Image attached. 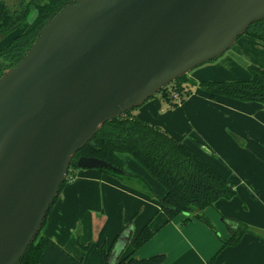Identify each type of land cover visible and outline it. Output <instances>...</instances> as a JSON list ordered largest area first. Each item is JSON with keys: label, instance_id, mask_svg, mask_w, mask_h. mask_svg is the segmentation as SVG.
Segmentation results:
<instances>
[{"label": "water", "instance_id": "obj_1", "mask_svg": "<svg viewBox=\"0 0 264 264\" xmlns=\"http://www.w3.org/2000/svg\"><path fill=\"white\" fill-rule=\"evenodd\" d=\"M261 20L264 0H71L50 16L0 76V264L25 256L104 124L224 54L247 67L232 47Z\"/></svg>", "mask_w": 264, "mask_h": 264}, {"label": "crops", "instance_id": "obj_2", "mask_svg": "<svg viewBox=\"0 0 264 264\" xmlns=\"http://www.w3.org/2000/svg\"><path fill=\"white\" fill-rule=\"evenodd\" d=\"M242 39V44L238 45L242 52L247 53L249 47L264 51V43L246 35ZM199 76L210 79L209 75L204 73ZM241 78L248 77L243 75ZM189 79L194 82L192 78ZM151 104L142 108L138 116L150 124H156L155 118L159 115L156 112V104ZM181 108L185 109L188 115L190 131L179 127L180 132L173 131L174 136L228 180L237 195L230 200L217 201L205 212L215 225L218 235L197 220L183 224V215L163 226L166 217L160 212L161 197L151 196L157 198V203L141 198L148 206L143 208L139 219L138 215L118 229L120 231L117 235L123 225H129L112 249L111 262L114 263L132 252L133 238L150 222V227L157 230V233L133 254L136 258L144 259L156 254H165L167 260L164 264H264V106L223 96L212 99L209 94L198 91L189 97ZM74 176V179L63 187L55 205L56 212L52 220L57 223V233L48 232V229L44 228L43 234L78 258L72 243L70 245V241L61 235L65 218H68L69 212L73 213L75 208L78 212L85 195L93 189L98 180L110 184L115 179L108 174H100L95 169L80 171L74 173ZM224 218L247 224L257 230L260 236L246 234L239 245L221 250L220 237L227 239L231 235ZM73 219L75 220V217ZM51 222L50 220L48 225L46 224L49 229ZM103 222L102 216L94 215L97 228H100Z\"/></svg>", "mask_w": 264, "mask_h": 264}, {"label": "trees", "instance_id": "obj_3", "mask_svg": "<svg viewBox=\"0 0 264 264\" xmlns=\"http://www.w3.org/2000/svg\"><path fill=\"white\" fill-rule=\"evenodd\" d=\"M69 1L71 0L0 1V37L11 34L26 22L32 12H35L33 21L23 33L0 49V76L5 70L15 66L20 61L34 43L40 29L49 17ZM245 35L264 43V20L253 23ZM249 70L251 78L246 81H203L198 86L206 91L212 99L223 96L264 106V66L251 65ZM189 82L195 84V82L187 79V75L183 76L165 87L160 94L170 102L171 93L182 94L187 88L184 84ZM186 94L190 95L191 93L188 90ZM125 153L137 160L164 187L165 194L160 198V212L166 217L163 226L183 215L185 216L183 224L197 220L218 235L215 225L205 212L221 199L230 200L234 198L237 192L233 185L181 140L169 135L160 127L148 123L145 119L132 114V111H128L104 124L96 136L72 158L67 178L61 186L59 195L66 183L74 179V170L79 169L77 160L84 156L103 160L121 171L97 170L100 174L106 173L126 185L137 187L150 196H156L143 179L125 171L121 159V154ZM46 218L40 232L19 264H82L80 259L67 252L50 238L42 235ZM224 221L229 227L231 235L227 239L220 237L222 241L221 250L239 245L246 234L260 236L257 230L247 224L227 218H224ZM128 227L129 225L122 226L121 232L115 237L110 247H100L103 264H164L166 262L165 254H156L144 259L133 256L157 233V230L150 227L149 222L133 238L132 252L112 263V249Z\"/></svg>", "mask_w": 264, "mask_h": 264}, {"label": "rangeland", "instance_id": "obj_4", "mask_svg": "<svg viewBox=\"0 0 264 264\" xmlns=\"http://www.w3.org/2000/svg\"><path fill=\"white\" fill-rule=\"evenodd\" d=\"M34 17L35 12H32L26 22H24L19 28L14 30L8 36L0 37V49L5 47L14 37L23 33L27 26L33 21ZM242 38H244V36L237 40L232 47V51L248 64L247 67L239 64L238 61L228 54H224L221 57L191 71L187 75V79L191 81L189 77L192 78L195 84H191V82L184 84L187 88L182 94L172 92L170 102L158 93L155 97L149 99L143 106L132 110V114L138 116V112L142 108L150 106L152 102L151 105L156 104V112L159 115L156 116L155 121L157 122L156 124L152 123L153 125L160 127L173 137H175L173 131H176L177 133L180 132L179 127H185L187 131L188 129L190 131L188 115L185 112V109H182L181 107L184 106L189 97L195 95L196 92L207 93L198 86L200 82L246 81L251 78L249 66L254 64L264 66V51H256L249 47L247 53H244L238 48V45L242 44L240 43L243 40ZM201 73L209 75L210 79L205 78V76L204 78H201L199 76ZM243 75L248 78L242 79L241 77H243ZM188 90L191 93L190 95L186 94ZM175 95H177V97H175ZM121 159L124 163L125 171L143 179L155 192L156 196L154 197L162 198L164 196V187L137 160L126 153L121 154ZM227 164L230 165L229 163ZM90 170L94 169L79 168L74 170V172L78 173L80 171ZM104 174L107 175L106 173ZM113 178L115 181H112L110 184H104L102 180H98L93 189L88 191L85 195L78 212L75 208L74 212H69L68 218H65V225L61 235L66 240L70 241V245L72 243L74 251H76L75 253L82 261V264H103L100 247L110 246L112 239L116 237L118 231H120L118 229L121 228L122 224H127L138 215V219L140 218L143 208H147L148 206L146 203L142 202L141 198L151 203H157L158 201L157 198L151 197L148 193L139 190L137 187H131L122 183L117 178ZM56 203L52 206L44 225V228L48 229V232H54V234L57 233V223L56 221L53 222L52 216H54V212H56ZM94 215H100L104 219L100 228H97L94 224ZM73 217H75V220ZM50 220L52 222L50 223L51 227L49 229L47 225ZM44 228L41 232L42 235H44Z\"/></svg>", "mask_w": 264, "mask_h": 264}, {"label": "built area", "instance_id": "obj_5", "mask_svg": "<svg viewBox=\"0 0 264 264\" xmlns=\"http://www.w3.org/2000/svg\"><path fill=\"white\" fill-rule=\"evenodd\" d=\"M175 97H177V95H175Z\"/></svg>", "mask_w": 264, "mask_h": 264}]
</instances>
